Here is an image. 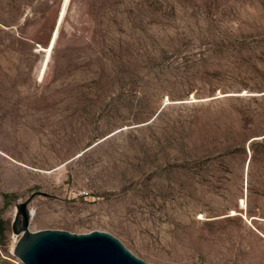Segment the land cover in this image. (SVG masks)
I'll list each match as a JSON object with an SVG mask.
<instances>
[{"label":"rangeland","instance_id":"374dc122","mask_svg":"<svg viewBox=\"0 0 264 264\" xmlns=\"http://www.w3.org/2000/svg\"><path fill=\"white\" fill-rule=\"evenodd\" d=\"M60 5L0 0V264L36 192L30 231L264 264V0H68L39 77Z\"/></svg>","mask_w":264,"mask_h":264},{"label":"water","instance_id":"95a60500","mask_svg":"<svg viewBox=\"0 0 264 264\" xmlns=\"http://www.w3.org/2000/svg\"><path fill=\"white\" fill-rule=\"evenodd\" d=\"M45 50L46 47L39 51ZM35 194L47 195L32 193L25 201L16 204L12 230L18 238L12 252L22 264H150L134 256L118 239L104 231H30L26 205ZM19 217L20 222L15 225Z\"/></svg>","mask_w":264,"mask_h":264},{"label":"bare ground","instance_id":"6f19581e","mask_svg":"<svg viewBox=\"0 0 264 264\" xmlns=\"http://www.w3.org/2000/svg\"><path fill=\"white\" fill-rule=\"evenodd\" d=\"M68 3V0H61V5H60V9L58 11V15H57V18H56V24H55V27L54 29L52 30L51 34H50V38L48 40V45L46 46V50H45V54L42 58V61L40 63V66H39V69H38V72H37V76L41 77L42 74H43V71H44V68H45V64H46V61L48 59V56H49V52H50V49L51 47L53 46V43L56 39V36H57V28L62 20V17L64 15V11H65V7H66V4ZM41 49V48H40ZM240 204L241 206L244 205V199H241L240 200ZM235 213V211H232V214Z\"/></svg>","mask_w":264,"mask_h":264},{"label":"flooded vegetation","instance_id":"af4514ba","mask_svg":"<svg viewBox=\"0 0 264 264\" xmlns=\"http://www.w3.org/2000/svg\"><path fill=\"white\" fill-rule=\"evenodd\" d=\"M20 222V217L18 218V220L16 221V224L15 225H18Z\"/></svg>","mask_w":264,"mask_h":264},{"label":"trees","instance_id":"16d2710c","mask_svg":"<svg viewBox=\"0 0 264 264\" xmlns=\"http://www.w3.org/2000/svg\"><path fill=\"white\" fill-rule=\"evenodd\" d=\"M5 196V195H4Z\"/></svg>","mask_w":264,"mask_h":264}]
</instances>
